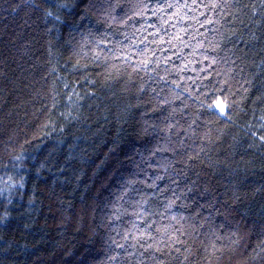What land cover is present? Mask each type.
Instances as JSON below:
<instances>
[{
	"label": "trees",
	"instance_id": "1",
	"mask_svg": "<svg viewBox=\"0 0 264 264\" xmlns=\"http://www.w3.org/2000/svg\"><path fill=\"white\" fill-rule=\"evenodd\" d=\"M0 264H264V0H0Z\"/></svg>",
	"mask_w": 264,
	"mask_h": 264
}]
</instances>
